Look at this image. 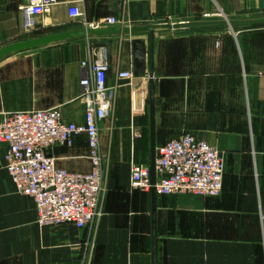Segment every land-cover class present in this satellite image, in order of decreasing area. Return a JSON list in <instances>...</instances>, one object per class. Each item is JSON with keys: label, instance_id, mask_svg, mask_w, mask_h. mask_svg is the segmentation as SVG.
Here are the masks:
<instances>
[{"label": "crops", "instance_id": "obj_1", "mask_svg": "<svg viewBox=\"0 0 264 264\" xmlns=\"http://www.w3.org/2000/svg\"><path fill=\"white\" fill-rule=\"evenodd\" d=\"M59 0L25 27L27 0H0V49L72 31L115 16L119 27L204 20L264 18V0ZM109 25H103L105 28ZM148 34H99L12 53L0 60V119L59 108L84 123L82 62L108 54L107 83L116 87L100 123L105 193L94 225L44 226L34 200L21 195L0 143V264H264V24L212 25L159 31L153 40L156 149L185 133L225 158L219 196L159 195L133 189V164L151 166L149 51L145 73L134 72L132 41ZM97 44H105L100 47ZM139 129L140 136L133 132ZM86 134L49 154L71 172L91 170Z\"/></svg>", "mask_w": 264, "mask_h": 264}, {"label": "built area", "instance_id": "obj_2", "mask_svg": "<svg viewBox=\"0 0 264 264\" xmlns=\"http://www.w3.org/2000/svg\"><path fill=\"white\" fill-rule=\"evenodd\" d=\"M58 2L27 0L23 11L25 27H32L38 16ZM83 14L76 0L73 1L69 15L80 18ZM208 17L226 19L222 12ZM120 24V19L109 16L91 27ZM82 66L86 69L80 80L84 123L65 120L59 108L10 113L0 119V143L7 145L6 169L17 192L34 200L38 222L44 226L69 223L84 228L94 225L101 217L105 155L100 146V123L111 113L116 87L107 83L110 69L107 52L95 60L83 61ZM120 77L131 79L134 73L126 71ZM81 134L88 137L91 170L78 173L59 167L49 151L57 145H71ZM133 135L138 138L139 129ZM225 169L223 153L194 134L185 133L156 149L155 182L150 166L133 164L131 187L143 191L154 189L159 195L189 193L216 197L223 191Z\"/></svg>", "mask_w": 264, "mask_h": 264}, {"label": "water", "instance_id": "obj_3", "mask_svg": "<svg viewBox=\"0 0 264 264\" xmlns=\"http://www.w3.org/2000/svg\"><path fill=\"white\" fill-rule=\"evenodd\" d=\"M264 24V18L261 19H250V20H233V19H222V20H204L196 22H182V23H159L147 26H133V27H119V26H108V27H85L72 31H66L62 33H56L52 35L36 37L32 39H26L8 45L0 49V60L12 53L31 50L35 48H41L49 46L55 43L68 41L72 39H78L83 37H92L99 34H148L149 35V46L147 48L145 40L135 39L132 41V49L134 55V76H141L145 73L147 65V53L149 51V77H150V107H151V173L153 182H155V159H156V145H155V123H154V84H153V40L154 34L159 31H170L177 30L187 27H200V26H212V25H261ZM97 46L103 47L105 44H97ZM155 194V190L152 189ZM153 264H156V240L155 232H153Z\"/></svg>", "mask_w": 264, "mask_h": 264}, {"label": "rangeland", "instance_id": "obj_4", "mask_svg": "<svg viewBox=\"0 0 264 264\" xmlns=\"http://www.w3.org/2000/svg\"><path fill=\"white\" fill-rule=\"evenodd\" d=\"M226 19H228V18L226 17Z\"/></svg>", "mask_w": 264, "mask_h": 264}]
</instances>
